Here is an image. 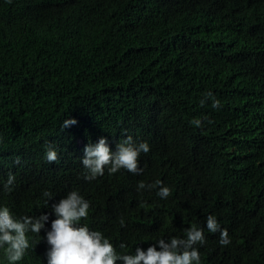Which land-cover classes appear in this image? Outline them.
I'll use <instances>...</instances> for the list:
<instances>
[{
  "label": "trees",
  "instance_id": "trees-1",
  "mask_svg": "<svg viewBox=\"0 0 264 264\" xmlns=\"http://www.w3.org/2000/svg\"><path fill=\"white\" fill-rule=\"evenodd\" d=\"M207 91L219 109L200 104ZM101 135L150 140L143 173L85 180ZM156 179L167 200L137 191ZM78 184L95 195L90 227L133 252L215 214L231 243L205 227L202 264H264V0H0V202ZM35 246L20 264H46Z\"/></svg>",
  "mask_w": 264,
  "mask_h": 264
},
{
  "label": "clouds",
  "instance_id": "clouds-1",
  "mask_svg": "<svg viewBox=\"0 0 264 264\" xmlns=\"http://www.w3.org/2000/svg\"><path fill=\"white\" fill-rule=\"evenodd\" d=\"M208 101H211L213 109L222 106L221 100L211 91L205 93L200 104L203 106ZM204 119L194 118L190 123L202 129ZM77 123L75 117H68L60 128L64 130ZM79 144L82 145V142ZM150 150V140L136 141L132 135H127L113 151L107 137L101 136L97 142L84 148L80 160L83 178L93 181L102 178L105 171L111 176L121 170L140 175L143 173L141 154ZM45 155V161L50 164L59 159L52 144L46 145ZM12 158L14 162L18 160L17 157ZM15 186L16 176L10 172L3 181L2 191L10 194ZM136 188L141 193L155 190L161 200H167L172 195V189L161 179L150 183L138 181ZM26 191L20 190L19 197L11 203L0 202V251L3 253L0 264H20L30 249L38 247L35 246L38 242L47 246L44 254L46 264H202L199 246L206 243L205 227L209 233L220 234L221 246L231 243L227 229L222 227L215 214H209L204 227L192 224L185 229L183 236L156 238L147 249L137 244L133 252L127 243L115 244L102 230L94 229L86 222L95 195L82 184L64 193L66 195L60 199L50 190H44V205L39 204L35 191L33 194ZM119 225L126 227L123 216L119 218Z\"/></svg>",
  "mask_w": 264,
  "mask_h": 264
},
{
  "label": "bare ground",
  "instance_id": "bare-ground-1",
  "mask_svg": "<svg viewBox=\"0 0 264 264\" xmlns=\"http://www.w3.org/2000/svg\"><path fill=\"white\" fill-rule=\"evenodd\" d=\"M101 136H104V135H101ZM104 137H106V136H104ZM107 139H108V143H109V146H110V148H114V150H116V145H117V143H119L120 141H122L123 139H124V137L123 136H117V137H113V138H111V139H109L108 137H107ZM93 141H94V143H95V140L94 139H92ZM68 166V165H67Z\"/></svg>",
  "mask_w": 264,
  "mask_h": 264
}]
</instances>
